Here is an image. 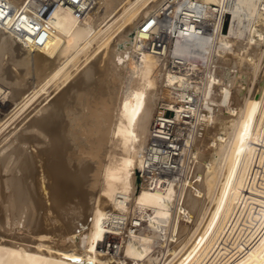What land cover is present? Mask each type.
<instances>
[{
    "label": "bare ground",
    "instance_id": "bare-ground-1",
    "mask_svg": "<svg viewBox=\"0 0 264 264\" xmlns=\"http://www.w3.org/2000/svg\"><path fill=\"white\" fill-rule=\"evenodd\" d=\"M184 1L43 19L0 0V264H264V0H198L211 30L143 46ZM191 87L183 177L140 175L160 108L182 123Z\"/></svg>",
    "mask_w": 264,
    "mask_h": 264
},
{
    "label": "built area",
    "instance_id": "built-area-1",
    "mask_svg": "<svg viewBox=\"0 0 264 264\" xmlns=\"http://www.w3.org/2000/svg\"><path fill=\"white\" fill-rule=\"evenodd\" d=\"M40 0L41 8L39 15L43 19L51 17L52 13L58 6L72 7L79 16H83L89 9L87 4H83V0ZM213 10L219 14L221 7L214 5ZM209 8L203 5L198 0H185L177 8L174 6H165L158 16L157 30L153 31L151 26L145 27V31H148L147 37H141L143 46L152 47V49L162 52L166 46L175 41L182 34L188 35V33L201 35L204 30H211L210 24L205 23L204 14ZM198 62L194 67L182 66L184 69H188L189 76L192 77V83H195L196 77L199 73ZM182 61L178 60L176 63H172L173 69H179ZM191 94H194V98L191 96L185 103V108L181 111L182 123H176L173 117L176 116V111L169 108H160V111L154 121L153 125V137L149 145V152L147 162L151 166V169L146 163V166L140 170V175L145 173L153 174L156 172L158 175L174 176L176 179L182 178L185 172V167L182 161V153H180L179 144L176 140V133L180 131H187V126L190 125V121L195 119V111L197 109V95L194 93L193 87L188 90ZM189 123V124H188ZM152 181V180H151Z\"/></svg>",
    "mask_w": 264,
    "mask_h": 264
},
{
    "label": "rangeland",
    "instance_id": "rangeland-1",
    "mask_svg": "<svg viewBox=\"0 0 264 264\" xmlns=\"http://www.w3.org/2000/svg\"><path fill=\"white\" fill-rule=\"evenodd\" d=\"M231 15L225 16V21L229 19ZM210 39V38H209ZM263 69H264V63H263ZM222 70L225 72V69L222 68ZM10 104V105H9ZM12 108V104L9 99L0 100V113L5 114L7 111H9ZM2 114V115H3Z\"/></svg>",
    "mask_w": 264,
    "mask_h": 264
},
{
    "label": "water",
    "instance_id": "water-1",
    "mask_svg": "<svg viewBox=\"0 0 264 264\" xmlns=\"http://www.w3.org/2000/svg\"><path fill=\"white\" fill-rule=\"evenodd\" d=\"M226 27H227V24L225 25V29H226Z\"/></svg>",
    "mask_w": 264,
    "mask_h": 264
}]
</instances>
